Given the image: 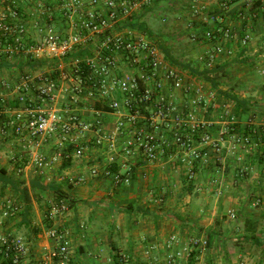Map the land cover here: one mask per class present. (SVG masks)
Masks as SVG:
<instances>
[{
  "label": "crops",
  "instance_id": "obj_1",
  "mask_svg": "<svg viewBox=\"0 0 264 264\" xmlns=\"http://www.w3.org/2000/svg\"><path fill=\"white\" fill-rule=\"evenodd\" d=\"M191 1H187L188 27L182 34L202 51L195 59L184 62L203 69L202 58L214 52V64L223 66V74L220 79L217 77L218 88L194 76L183 79L187 90L174 91L166 84L164 94L175 105V114L186 119L193 114L203 123L202 128L192 132L190 123L178 126L180 134L191 139L188 146L178 144L163 159L149 161L137 153H123L133 126L129 125L124 134L115 135L117 121L122 117L119 113L101 102L84 103L80 113L88 120L100 119L107 143L97 146L91 139L82 157H64L52 169L38 173L44 183H58L70 208L52 222L47 219L49 203L59 199L53 189L42 198V207L32 202L31 226L25 225V238L34 250L31 261L54 246V240L47 235L52 224L66 231L78 264H166L165 244L172 235L183 243L194 235L210 238L203 255L207 264L264 261V0H236L227 12L219 9L220 0H198L208 4L207 14L218 12L223 17L222 24L232 26L238 33L234 39L217 35L214 40L204 38L209 26L201 17L192 16ZM123 27L140 34L126 24ZM193 33L198 36L197 41L191 38ZM244 33L251 35L246 44L241 40ZM161 55L164 67L183 76L177 65L165 59L162 50ZM0 69H12V78H7L12 86L19 82L22 72L18 66ZM178 91L184 94L182 104H178ZM198 95L203 96L204 104L194 102ZM232 97L248 104L241 108ZM12 99L8 97L7 101ZM7 101L6 107L0 104L1 138L11 135L4 133L12 119L6 109L19 108L8 106ZM206 132L220 141L217 148L201 140ZM245 134L253 138L249 145L234 137ZM111 138L115 148L109 144ZM194 151L199 157L193 155ZM108 166L122 172L128 181L117 185L112 177L101 174ZM94 167L100 169L99 175H92ZM189 170L194 172L190 179ZM45 172H51L50 182L40 177ZM81 177L83 181L78 182ZM71 178L76 182H71ZM258 197L262 203L254 206L253 200ZM35 212L38 221L33 222L31 214ZM251 227L256 233L254 238L246 235L253 232ZM16 230L21 234L17 227Z\"/></svg>",
  "mask_w": 264,
  "mask_h": 264
},
{
  "label": "built area",
  "instance_id": "obj_2",
  "mask_svg": "<svg viewBox=\"0 0 264 264\" xmlns=\"http://www.w3.org/2000/svg\"><path fill=\"white\" fill-rule=\"evenodd\" d=\"M29 1L37 3L38 0ZM235 1L220 0L219 9L227 12ZM75 2L79 4L75 16L63 14L69 30H57V17L50 10L40 15V21H35L22 13L21 0H0V65L8 62L17 66L22 56L29 60L57 61L54 67L47 65L42 70L23 73L15 86L0 78V104L6 107L8 97H13L20 105L15 110L6 109L12 119L4 129V133L12 130L20 145L21 154L14 156L13 161L26 159L20 171L33 168L36 173H43L64 157H82L91 139L97 146L107 143L100 119L88 120L80 113L84 103L92 101L93 104L101 102L122 116L117 121L115 135H122L129 125L133 126L132 135L122 149L127 155L137 153L146 160L158 161L178 144L188 146L191 139L183 137L178 126L190 123L189 128L196 132L203 123L193 114L187 119L175 114V105L164 94L166 84L174 91L187 90L183 78L175 69L164 67L161 49L154 38L120 29L138 8L150 7L154 0ZM64 6L71 11L73 1L64 0ZM208 7L198 0L190 2L192 16L201 17L209 26L204 38L214 40L217 35L222 39L236 38L238 33L232 26L222 24L223 17L218 12L206 13ZM212 24L214 28L210 27ZM191 38L198 40L196 33ZM250 39L248 33L241 38L244 44ZM202 59L207 66H212L216 54L209 52ZM194 102L204 104L203 96L198 95ZM234 137L245 145L252 143L248 136ZM201 140L215 148L220 143L207 132ZM109 144L116 146L112 138ZM193 155L199 157L196 151ZM189 172L193 177L194 172ZM91 173L99 175L100 169L94 167ZM101 174L112 177L117 185L128 181L111 166ZM82 181L79 178L78 182ZM71 182L76 181L71 178ZM261 203L260 197L253 200L254 206ZM69 208L66 199L53 200L49 203L47 219L54 222ZM22 211L23 206L15 197L0 191V264H78L72 255L69 236L55 224L47 230L54 246L44 249L39 258L31 261L34 250L15 227ZM208 247L207 237H192L183 243L180 237L172 235L165 244V263L207 264L203 255Z\"/></svg>",
  "mask_w": 264,
  "mask_h": 264
},
{
  "label": "rangeland",
  "instance_id": "obj_3",
  "mask_svg": "<svg viewBox=\"0 0 264 264\" xmlns=\"http://www.w3.org/2000/svg\"><path fill=\"white\" fill-rule=\"evenodd\" d=\"M72 1L74 6L71 9V11H69L67 10V8L65 9L64 0H38L37 3L35 1L34 3H31L29 0H21L23 4L22 13L25 14L26 17L30 16L34 18L35 21H40V15H42L43 12H47V10L48 11L50 10L49 12L57 17V23H56L57 30H61V29L69 30V28H67L68 25H65V19L63 18V14L70 13L75 16V12L78 11L77 8L79 7V4H77L75 0ZM187 1L188 0H154L152 6H150V8H152L151 10L147 11L145 10L146 9L145 7H143V9L141 7L134 12L135 14L137 12L140 14L144 13L142 20L147 25V29L145 31H143L142 29H136V32H139L141 34H146L148 36L152 34V38H154L158 44L159 42H163L167 45L172 46V50H171L172 53L177 58L179 56L180 60L183 62L190 59H195L200 54V51H202L195 43L192 44L188 36L186 37V35L182 34L183 31L188 27ZM206 1H212V0H206ZM7 5H9L8 1H7ZM148 8L149 6L147 7V9ZM30 20L31 18L29 19V21ZM130 28L131 27H129V29ZM120 29L124 30L127 28L120 25ZM178 68L183 73V76L179 73L183 79L184 78L190 79L194 77L189 70L183 69L179 66ZM222 74H223L222 71H220L219 74L215 73L214 76H217L220 79ZM12 76H13L12 69L11 71L7 69H0V77H4L7 79V78H12ZM201 82L205 83L208 81L202 80ZM208 83L206 84L208 85ZM208 87H206L207 90L209 89ZM62 101H66V99L62 98ZM183 101H184V94L182 91H178V104L180 103L182 104ZM92 120L95 119L92 118ZM6 133L8 134L11 133V135L2 136L6 138L0 137L1 138L0 165L8 167L9 171L14 174L15 168L13 163L15 162H13V157L21 154V152L19 151L20 145L18 144V139L15 137V134L12 132V130L8 129V132ZM20 160H23V158H20ZM9 162L10 165L8 164ZM57 167L58 166H56V169ZM17 175L24 178L27 181V183L33 178L38 177V173H36L33 168L24 170L23 172L17 171ZM40 177L44 178V181H48V182H50L53 179L51 178L52 177L51 172H45ZM0 191H2L1 185H0ZM3 194L11 195L12 197H14L9 190H6L5 192H3ZM35 200H36L35 203H34V199L32 201L34 206L40 208L45 204V200H43L42 198L38 199L35 197ZM22 218L23 215L21 214L15 226L17 227V229L20 230L21 234L27 238V231H26L27 227H25L24 224H21ZM37 219H38V215L36 212L33 215L31 214V220L33 222L38 221ZM193 237H197V235H194Z\"/></svg>",
  "mask_w": 264,
  "mask_h": 264
},
{
  "label": "trees",
  "instance_id": "obj_4",
  "mask_svg": "<svg viewBox=\"0 0 264 264\" xmlns=\"http://www.w3.org/2000/svg\"><path fill=\"white\" fill-rule=\"evenodd\" d=\"M158 2V1H157ZM156 2V4H157ZM152 8L147 9V11L151 10ZM143 14H133L130 16L126 21V26L131 27L132 29H142L145 31L147 29L146 23L142 20ZM150 37H152V34H150ZM158 44V43H157ZM159 48L164 52L165 59L168 60L170 63L177 65L183 69H187L191 72L193 76H196L197 78L205 79L211 82L212 86L214 88H218V82H217V76H214L213 74H219L220 71L223 70L222 65H215L208 67L207 64L203 65L204 68L200 69L197 68L194 63L192 62H183L180 60L179 56L178 58L172 53V46L167 45L163 42H159L158 44ZM19 70L22 73H25L26 70L28 71H38L45 68L47 65L56 66L57 61L56 60H47V59H37V60H29L25 58L24 56L21 57L19 62L17 63ZM14 65L8 62H4L0 65V68L8 67L11 68ZM27 68V69H26ZM221 93H226L223 90H220ZM233 98V97H232ZM233 100H235L236 103H238V106L241 108H244V105H247L248 103L245 101H241L240 99L234 97ZM8 106L10 107H18L19 102L17 99H12L10 101H7ZM248 136V134H245V137ZM250 137L251 141L253 142L252 136ZM70 160V158H68ZM14 162V161H13ZM26 164V159L19 160L14 163L15 172L14 174L11 173L6 166L0 165V185L2 192H5L6 190H9L11 194L16 197L22 204L24 210L22 211L23 218L21 220V224L27 225L28 227L31 226V222L29 219L30 210L32 209V201L33 197H36L38 199L44 198L48 191L50 189H53L55 195L59 198H64V194L62 193L60 186L58 183H44L41 178H33L29 183L22 178L21 176L17 175V171H20L24 168ZM21 172V171H20ZM188 178L190 177V172L188 173ZM259 206V205H258ZM253 230L252 233L247 232L246 235L252 236L254 238L256 236V233L254 232V227H251ZM250 229V230H251ZM208 239V244L210 245V238Z\"/></svg>",
  "mask_w": 264,
  "mask_h": 264
}]
</instances>
